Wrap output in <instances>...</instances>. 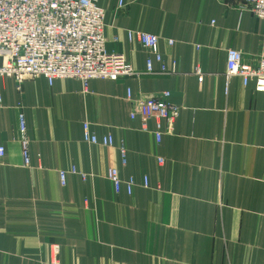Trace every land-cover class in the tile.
Masks as SVG:
<instances>
[{"label":"crops","instance_id":"0c3cea01","mask_svg":"<svg viewBox=\"0 0 264 264\" xmlns=\"http://www.w3.org/2000/svg\"><path fill=\"white\" fill-rule=\"evenodd\" d=\"M97 1L107 49L142 75L93 78L88 92L76 77H28L19 87L0 76V264H52L54 244L58 264H264V90L225 76L229 48L247 63L264 55V19L242 0H123L121 8L119 0ZM128 29L158 34L177 73H148L152 54ZM128 89L134 98L170 90L182 106L172 130L162 121L161 142L154 118L146 130L131 118ZM85 121L99 136L112 134L114 145L86 142ZM72 166L92 175L69 171L62 184L59 169ZM110 167L136 178L132 194L116 193Z\"/></svg>","mask_w":264,"mask_h":264},{"label":"built area","instance_id":"2783aa9c","mask_svg":"<svg viewBox=\"0 0 264 264\" xmlns=\"http://www.w3.org/2000/svg\"><path fill=\"white\" fill-rule=\"evenodd\" d=\"M243 9H249L258 18L264 19V0H242ZM119 0V7L123 6ZM105 13L97 0H0V76L13 77L18 86L28 77L44 76L50 84L56 78L76 77L82 81L83 90L88 92L93 78L117 80L126 76H141L123 53L109 51L106 47ZM129 40H138L150 52L146 59L148 73H177L178 61L173 59L169 66L159 50L160 36L143 30L128 29ZM169 44L174 40L169 38ZM154 60L160 63L158 70ZM202 68L196 66L195 72L202 75ZM226 79L240 76L244 85L255 80L256 89L264 90V55L256 64L243 60L242 51L236 48L227 50ZM171 91L165 90L155 96L134 98L131 89L127 99L131 104L132 119L141 118L143 129H147L149 119L154 118L156 141L162 140V121L166 120L172 130L174 121L180 115L182 106L170 100ZM21 107V106H20ZM18 135L21 143L23 163L31 164L30 138L27 121L23 111L18 113ZM84 140L90 144L114 145V136H99L92 130L89 121L83 123ZM122 162L127 161V149L120 146ZM6 148L0 145V158ZM162 164L164 159L158 158ZM78 173L84 180L92 174L80 172L76 166L70 170L59 169L62 184L66 183L67 173ZM116 193L125 190L132 194L137 180L134 176L126 179L120 176L117 167L107 172ZM142 185L149 186V178L144 176ZM59 246L52 247V264H58Z\"/></svg>","mask_w":264,"mask_h":264}]
</instances>
